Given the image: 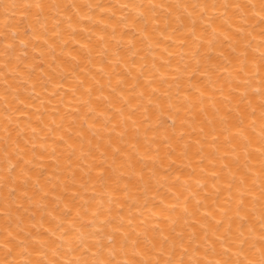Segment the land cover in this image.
I'll use <instances>...</instances> for the list:
<instances>
[{
	"label": "bare ground",
	"instance_id": "6f19581e",
	"mask_svg": "<svg viewBox=\"0 0 264 264\" xmlns=\"http://www.w3.org/2000/svg\"><path fill=\"white\" fill-rule=\"evenodd\" d=\"M262 3L0 0V264L259 260Z\"/></svg>",
	"mask_w": 264,
	"mask_h": 264
},
{
	"label": "snow or ice",
	"instance_id": "6c2138e0",
	"mask_svg": "<svg viewBox=\"0 0 264 264\" xmlns=\"http://www.w3.org/2000/svg\"><path fill=\"white\" fill-rule=\"evenodd\" d=\"M25 7L27 9H30L32 7V5L28 4V5H25ZM42 7H43V5L41 3H39V2H37L35 4V8L36 9H42ZM235 7L239 8L240 6L239 5H235ZM253 7H254V5H253ZM260 12L264 13V3H262L261 6H260ZM257 14L259 15V13H257ZM21 43H23V41H21ZM11 47H12V45H7V48H11ZM260 59L262 61H264V53H261ZM261 67H264V64H261ZM261 107H264V105H261ZM262 155H264V152H262ZM262 171H264V169H262ZM230 187H231V185H230ZM260 196L264 197V190L261 191ZM261 221H262V228H264V213H262ZM244 243H246V241H241L242 245ZM258 243L260 245L258 248L255 246V244H253V245L250 246L249 251L255 250L256 252H258L259 256H260V259L259 260H249V261H247V264H264V233H262L261 236L259 237ZM5 246H7V244H5ZM8 254L10 255V252ZM86 254H87V252L85 251V255ZM5 264H7V261L5 262ZM75 264H89V262L86 259L83 260V261L78 259L75 262ZM93 264H112V261L111 260H98V261H93ZM167 264H173V261H168ZM175 264H184V261L183 260H179V261H176ZM197 264H199V261H197ZM217 264H220V262L217 261ZM226 264H227V262H226ZM238 264H243V262H238Z\"/></svg>",
	"mask_w": 264,
	"mask_h": 264
}]
</instances>
